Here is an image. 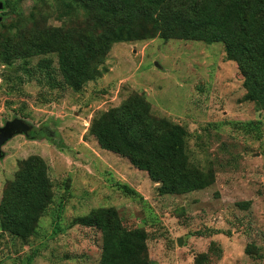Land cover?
<instances>
[{
	"label": "rangeland",
	"instance_id": "374dc122",
	"mask_svg": "<svg viewBox=\"0 0 264 264\" xmlns=\"http://www.w3.org/2000/svg\"><path fill=\"white\" fill-rule=\"evenodd\" d=\"M64 1L2 0L0 37L18 40L33 16L39 27L61 26ZM41 59L8 62L0 51V128L15 119L28 126L1 148L0 203L34 155L46 161L53 190L31 238L0 229V264H101L100 231L78 223L98 208H115L125 227L147 232L149 264H196L202 254L203 264H264V108L244 99L243 77L221 43H116L106 71L80 92L57 70L41 77ZM135 94L155 117L185 128L189 161L213 173L210 187L161 195L146 172L99 148L89 134L93 118Z\"/></svg>",
	"mask_w": 264,
	"mask_h": 264
},
{
	"label": "trees",
	"instance_id": "16d2710c",
	"mask_svg": "<svg viewBox=\"0 0 264 264\" xmlns=\"http://www.w3.org/2000/svg\"><path fill=\"white\" fill-rule=\"evenodd\" d=\"M62 6L61 26L39 27L33 16L30 28L20 27L18 40L0 37L2 59L30 64L40 57L34 69L41 77L46 73L49 78L57 70L65 87L80 92L106 71V56L116 43L156 36L166 41L221 43L243 77L244 99L264 108V0H65ZM52 56L57 59L56 69ZM21 71L40 78L25 67ZM89 134L101 150L126 158L146 172L159 184L161 195L201 191L214 182L213 173L190 163L185 128L155 117L142 95H132L118 107L97 114ZM125 190L136 193L128 186ZM52 198L46 161L28 157L4 191L0 229L31 238ZM78 223L100 231L101 264H149L147 232L125 227L115 208L92 210ZM206 259L207 254H202L196 264Z\"/></svg>",
	"mask_w": 264,
	"mask_h": 264
},
{
	"label": "water",
	"instance_id": "95a60500",
	"mask_svg": "<svg viewBox=\"0 0 264 264\" xmlns=\"http://www.w3.org/2000/svg\"><path fill=\"white\" fill-rule=\"evenodd\" d=\"M4 8V3L0 2V11ZM2 18H0L1 22ZM28 129L27 124L22 121L15 119L12 122H7L3 128H0V156H2V146L13 137L15 134L22 133Z\"/></svg>",
	"mask_w": 264,
	"mask_h": 264
}]
</instances>
